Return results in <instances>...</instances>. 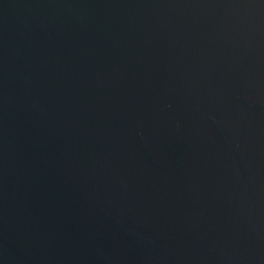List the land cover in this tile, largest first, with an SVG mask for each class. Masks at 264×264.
<instances>
[{
	"label": "water",
	"instance_id": "water-1",
	"mask_svg": "<svg viewBox=\"0 0 264 264\" xmlns=\"http://www.w3.org/2000/svg\"><path fill=\"white\" fill-rule=\"evenodd\" d=\"M0 264H264V0H0Z\"/></svg>",
	"mask_w": 264,
	"mask_h": 264
}]
</instances>
